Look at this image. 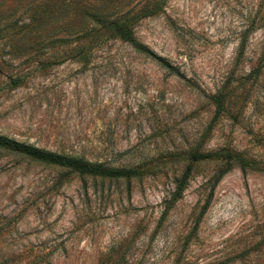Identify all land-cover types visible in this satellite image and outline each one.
Returning <instances> with one entry per match:
<instances>
[{
    "label": "rangeland",
    "instance_id": "1",
    "mask_svg": "<svg viewBox=\"0 0 264 264\" xmlns=\"http://www.w3.org/2000/svg\"><path fill=\"white\" fill-rule=\"evenodd\" d=\"M23 3L0 0V135L126 174L0 147V264H264V0H163L133 34L167 63L32 47Z\"/></svg>",
    "mask_w": 264,
    "mask_h": 264
},
{
    "label": "trees",
    "instance_id": "2",
    "mask_svg": "<svg viewBox=\"0 0 264 264\" xmlns=\"http://www.w3.org/2000/svg\"><path fill=\"white\" fill-rule=\"evenodd\" d=\"M123 0H24V14L27 16L24 31L31 36V46H61L74 41L77 34L84 33L88 41L101 35L117 37L127 42L138 52L150 55L159 63H167L163 58L152 54L133 34L134 25L143 18L151 17L162 9L163 0H124L134 4L123 10ZM15 35V34H14ZM14 41H17L16 36ZM215 116L224 110L223 95L219 92L214 97ZM0 147L12 150L40 162L59 165L78 173L102 176H123L120 170L105 168L102 164H93L78 159H70L40 150L0 135ZM237 161L242 158L232 153ZM221 152L195 153L192 158L208 159L220 157Z\"/></svg>",
    "mask_w": 264,
    "mask_h": 264
}]
</instances>
